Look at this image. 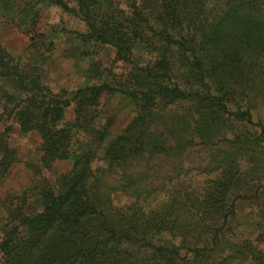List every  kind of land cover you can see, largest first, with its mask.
<instances>
[{
	"label": "trees",
	"instance_id": "16d2710c",
	"mask_svg": "<svg viewBox=\"0 0 264 264\" xmlns=\"http://www.w3.org/2000/svg\"><path fill=\"white\" fill-rule=\"evenodd\" d=\"M157 1L160 11L151 19L134 0H126L125 11L115 0H0V17L29 35L40 37L42 11L56 7L84 23L85 31L75 35L89 53L110 45L119 60L134 64L119 77L93 65L91 84L55 93L40 72L0 47V126L12 121L22 133L35 131L44 168L77 154L72 171L61 176L62 190L44 182L23 192L24 199L25 194L35 199L34 210L8 214L6 201L0 264H264V251L253 242L257 224L236 203L264 200V124L254 111L264 98V72L248 65L258 52L247 57L249 42H264V0ZM253 20L258 29L249 28ZM136 37L156 55L153 63H134ZM104 92L129 100L135 109L118 141L135 147L159 128L164 143L166 136L179 135L190 138L181 148L213 149L201 172L207 176L203 185L171 189L162 206L148 201L152 195L124 210L114 206V190L103 193L90 166L110 133L95 113ZM71 103L78 115H87V123L76 120L61 128ZM9 131L0 129V183L17 161ZM154 143L143 151L161 149L160 140ZM78 144L85 147L79 154ZM242 161L250 163L253 185H235ZM162 233L170 235V247L156 242Z\"/></svg>",
	"mask_w": 264,
	"mask_h": 264
},
{
	"label": "rangeland",
	"instance_id": "374dc122",
	"mask_svg": "<svg viewBox=\"0 0 264 264\" xmlns=\"http://www.w3.org/2000/svg\"><path fill=\"white\" fill-rule=\"evenodd\" d=\"M115 1L118 8L124 11L128 9L126 0ZM134 2L137 7H140L146 14L148 13L151 19L160 11V4L157 0H134ZM261 21L263 22V33L264 20L261 19ZM248 26L255 28L257 21L253 20L248 23ZM256 28L258 29L259 26ZM36 30L38 34H41L40 37L29 35L30 33L19 29L14 23L7 22L6 19L0 17V47L22 65H27L30 70L35 69L36 72H40L44 83L55 93L60 90L71 92L91 84L88 70L93 65H97L100 72H112L117 77L126 74L134 66L133 63L129 64L123 62L122 59L119 60L115 49L110 45L98 46L95 48L96 51L89 53L91 48L83 47L75 35V32L85 31L84 23L59 8L44 9ZM135 40L134 63H139L140 66L149 62L153 63L156 55L147 50L143 45L145 43L140 42L138 37ZM249 44L250 50L247 57L250 58L256 52L258 53L251 58V63L248 65L252 66L254 71L260 68L264 72V53L260 54V51L264 50V42L261 39L260 42H249ZM11 85L13 83L10 82L5 86L9 88ZM117 96L112 92H104L95 108V113L97 112L101 118L99 122L107 124L108 133L109 131L110 133L101 140L98 154L90 165L94 174L100 179L102 192L114 190L112 195L114 206L122 207L124 210L137 198L143 199L150 195L153 197L149 198V202L153 205L161 203L162 206L167 203L171 189L202 186L207 176L201 172L206 170L204 167L209 164L211 157L215 154L213 149L202 146H192L190 149L181 148L180 146L188 145L187 143L182 145L183 140L190 138L181 139L179 135L166 136L164 143L158 139L159 128L153 130L151 133L153 136L147 135L148 137L138 141L139 144L135 147L133 143L118 141L119 135L126 130L133 118L135 109L131 107L129 100L126 101ZM260 97L263 98V96ZM254 111L255 120L260 118L264 124V98L256 104ZM86 117L87 115L83 113L78 115L75 112L74 103H71L66 109L60 127H70L76 120L79 123H87ZM6 127L10 129L8 140L10 146L16 150L17 161L9 170L7 177L0 183V223L7 215V202L8 214L10 210L17 208H21L26 213L36 208L34 198L25 194L27 199H24L23 192L28 188L48 182L57 190H62L61 176L72 171L77 157V154H74L68 159L47 163L44 168L41 163L42 158L44 159L41 137L35 131L22 133L18 124L12 121L1 124L0 129ZM86 138L90 139V137ZM158 140L160 143L156 145H159L161 149L143 151L145 144L153 145ZM90 144H92V138ZM127 146L134 148L132 151L130 149L128 154H124L122 150ZM76 150L79 154L85 150V147L78 144ZM121 156H125L123 164L114 165L112 158ZM262 170L264 168L260 169ZM238 171L235 185L246 187V184H254L250 163L240 162ZM91 181L88 180V182ZM139 202L142 201L139 200ZM236 203L238 209L243 212V217L248 222L257 224L253 231V242L264 251V215L262 213L264 200L259 198L257 201H250L243 198L237 200ZM169 236L168 233H162L156 237V242L170 247Z\"/></svg>",
	"mask_w": 264,
	"mask_h": 264
}]
</instances>
